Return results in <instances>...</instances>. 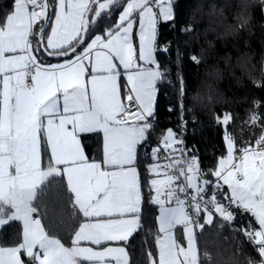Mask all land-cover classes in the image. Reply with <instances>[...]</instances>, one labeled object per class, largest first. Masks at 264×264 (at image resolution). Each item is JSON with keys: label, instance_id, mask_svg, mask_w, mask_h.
Masks as SVG:
<instances>
[{"label": "snow or ice", "instance_id": "6c2138e0", "mask_svg": "<svg viewBox=\"0 0 264 264\" xmlns=\"http://www.w3.org/2000/svg\"><path fill=\"white\" fill-rule=\"evenodd\" d=\"M235 2L238 29L255 4L264 11V0ZM12 3L0 20V225L18 221L22 231L15 244L0 245V264H133L128 247L144 227L142 153L151 161L148 200L158 209L145 264H211L198 237L217 218L231 226L237 213L255 222L232 228L255 254L247 264H264V112H250L244 126L260 133L239 143L233 115L216 114L225 153L202 168L183 137L181 82L180 131L162 130L151 142L158 86L170 74L158 59L168 52L159 31L175 27V0ZM90 136L96 157L84 143ZM56 182L71 205L70 246L42 223L46 189Z\"/></svg>", "mask_w": 264, "mask_h": 264}, {"label": "trees", "instance_id": "16d2710c", "mask_svg": "<svg viewBox=\"0 0 264 264\" xmlns=\"http://www.w3.org/2000/svg\"><path fill=\"white\" fill-rule=\"evenodd\" d=\"M12 7V0H0V20ZM238 11L235 0L231 6L229 0H175V27L160 26L158 43L166 46L168 52L157 55L162 70L170 74L165 83L158 86L151 142L155 143L162 130L175 129L179 115L177 98L183 82L185 112L196 121L192 131L186 134V144L194 149L205 169L214 167L225 153L222 129L215 122L216 114L233 115L234 122L229 125V130L238 143L242 138L253 140L260 133L259 127H245L243 122L251 111L264 112V108L253 107L256 101L264 104V87L260 86L264 83V11L259 4L251 7L249 23L244 29H238L235 19ZM182 28L188 31H182ZM193 55L200 59L199 64L192 61ZM43 59L45 62L54 61L49 57ZM170 107L175 111L170 112ZM84 143L88 155L96 157L97 138L90 136ZM150 162L147 154L142 153L138 170L145 194L144 227L134 235L128 247L133 264H145L144 251L154 245L151 233L156 230L158 209L148 200L147 184L151 177L146 167ZM46 191L48 194L43 200L48 217L42 223L48 226L50 233L70 246L73 230L71 205L60 195L62 187L58 182ZM249 221L255 223L250 216L239 213L231 226L217 218L198 237L201 253L210 255L211 264H247L248 257L255 254L242 233L234 232L232 228H243ZM21 231L18 221L4 224L0 229V245L15 244L21 238Z\"/></svg>", "mask_w": 264, "mask_h": 264}, {"label": "built area", "instance_id": "2783aa9c", "mask_svg": "<svg viewBox=\"0 0 264 264\" xmlns=\"http://www.w3.org/2000/svg\"><path fill=\"white\" fill-rule=\"evenodd\" d=\"M179 95H180V93H179ZM184 97L185 96H183V100H184ZM179 118H180V110H179V115H178V118H177V123H176V125H175V129L174 130H176L178 133H179V131H180V129H179V123H180V120H179ZM184 119L186 120V122H187V128H186V131L183 133V137H184V139H185V141H186V134L189 132V131H192V125L193 124H195L196 123V121L194 120V119H190L189 117H188V115L186 114V112H185V114H184ZM187 145V144H186ZM187 147L188 148H190V149H193L191 146H188L187 145ZM194 150V149H193ZM224 224H226V225H229L227 222H224V221H222ZM230 226V225H229Z\"/></svg>", "mask_w": 264, "mask_h": 264}, {"label": "crops", "instance_id": "0c3cea01", "mask_svg": "<svg viewBox=\"0 0 264 264\" xmlns=\"http://www.w3.org/2000/svg\"><path fill=\"white\" fill-rule=\"evenodd\" d=\"M52 62H56V59H54V61H52ZM122 83H126V81H124L123 78H122ZM46 163H47V162L44 161V164H45V165H46ZM5 224H6V223H5ZM2 226H3V225H0V229H1Z\"/></svg>", "mask_w": 264, "mask_h": 264}, {"label": "water", "instance_id": "95a60500", "mask_svg": "<svg viewBox=\"0 0 264 264\" xmlns=\"http://www.w3.org/2000/svg\"><path fill=\"white\" fill-rule=\"evenodd\" d=\"M49 58H51V59H55V58H53V57H49Z\"/></svg>", "mask_w": 264, "mask_h": 264}, {"label": "rangeland", "instance_id": "374dc122", "mask_svg": "<svg viewBox=\"0 0 264 264\" xmlns=\"http://www.w3.org/2000/svg\"><path fill=\"white\" fill-rule=\"evenodd\" d=\"M173 129V128H172Z\"/></svg>", "mask_w": 264, "mask_h": 264}]
</instances>
